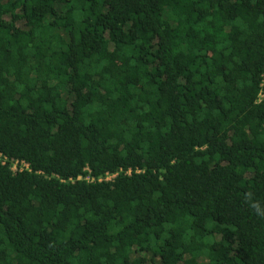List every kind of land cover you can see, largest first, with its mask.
Listing matches in <instances>:
<instances>
[{
	"label": "trees",
	"instance_id": "obj_1",
	"mask_svg": "<svg viewBox=\"0 0 264 264\" xmlns=\"http://www.w3.org/2000/svg\"><path fill=\"white\" fill-rule=\"evenodd\" d=\"M0 156V264H264V0H0Z\"/></svg>",
	"mask_w": 264,
	"mask_h": 264
},
{
	"label": "built area",
	"instance_id": "obj_2",
	"mask_svg": "<svg viewBox=\"0 0 264 264\" xmlns=\"http://www.w3.org/2000/svg\"><path fill=\"white\" fill-rule=\"evenodd\" d=\"M1 157V156H0ZM3 163H5V162H3ZM26 168H29V165H26ZM117 176V174H115V175H107V180H111V179H113V178H115ZM80 180L82 179V178H79ZM86 180H90V178L88 177V178H86Z\"/></svg>",
	"mask_w": 264,
	"mask_h": 264
}]
</instances>
